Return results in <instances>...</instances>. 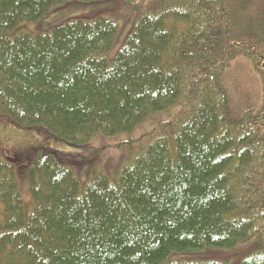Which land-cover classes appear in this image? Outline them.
<instances>
[{"label": "trees", "instance_id": "obj_1", "mask_svg": "<svg viewBox=\"0 0 264 264\" xmlns=\"http://www.w3.org/2000/svg\"><path fill=\"white\" fill-rule=\"evenodd\" d=\"M0 117L68 148L0 153V264H264V0H0Z\"/></svg>", "mask_w": 264, "mask_h": 264}, {"label": "rangeland", "instance_id": "obj_2", "mask_svg": "<svg viewBox=\"0 0 264 264\" xmlns=\"http://www.w3.org/2000/svg\"><path fill=\"white\" fill-rule=\"evenodd\" d=\"M70 7L65 15L82 10ZM66 19V18H65ZM63 19V20H65ZM62 20V21H63ZM61 22V21H59ZM59 22L48 18L39 25H29V30L39 31L56 25ZM230 98V107L235 115L241 114L248 108L259 107L262 101V89L258 75L252 70L248 60L241 56L236 58L228 68L224 77ZM7 118L0 117V153L4 160L12 163L21 172L23 160H30V156L39 147H54L67 151L63 144L54 142L39 129L21 128L12 125ZM18 155V157H15ZM20 157V159H19ZM10 160V161H9ZM19 184L24 199L29 202V185L24 173H20Z\"/></svg>", "mask_w": 264, "mask_h": 264}]
</instances>
